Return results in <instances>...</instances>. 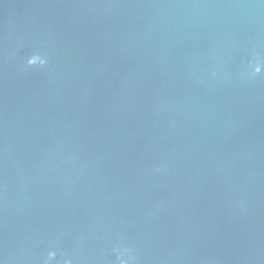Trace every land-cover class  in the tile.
I'll return each mask as SVG.
<instances>
[{
    "label": "water",
    "instance_id": "water-1",
    "mask_svg": "<svg viewBox=\"0 0 264 264\" xmlns=\"http://www.w3.org/2000/svg\"><path fill=\"white\" fill-rule=\"evenodd\" d=\"M0 264H264V0H0Z\"/></svg>",
    "mask_w": 264,
    "mask_h": 264
}]
</instances>
